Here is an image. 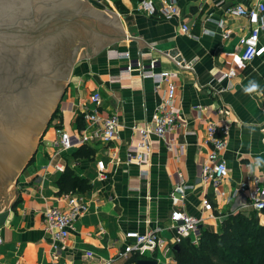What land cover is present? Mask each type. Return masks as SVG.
I'll return each instance as SVG.
<instances>
[{"label":"crops","instance_id":"obj_1","mask_svg":"<svg viewBox=\"0 0 264 264\" xmlns=\"http://www.w3.org/2000/svg\"><path fill=\"white\" fill-rule=\"evenodd\" d=\"M257 1L177 0L176 13L168 20L141 11L140 0H100L105 10L119 18L125 36L147 46L138 50L136 40L122 38L89 57L85 46L78 49L58 112L40 137L32 160L16 178L8 213L0 215V264H56L43 213L50 207L65 208L71 193L79 194L87 209L71 224L64 249L56 253L57 264H103L111 258L116 264H134L138 259L176 264L177 244L172 242L173 232L166 229L173 210L199 217L201 229L211 232L220 230L229 213L253 212L249 189L254 184L264 187V163L258 168L255 164L257 157L264 160V54L251 61L241 59L239 38L251 24L229 9L250 8ZM260 16L264 18V13ZM182 24L189 27L190 35L181 32ZM224 32L228 37H223ZM259 38L264 45V27ZM151 59H156L153 71L176 72L177 126L163 139H154L148 162L137 165L127 161L129 148L139 139L133 127L149 124L166 88L162 83L156 89L151 78L140 76V71H149ZM230 69L235 75L220 79ZM249 81H256L260 90L246 94ZM94 92L101 98L99 113L115 114L119 120L118 135L108 144L93 138L94 127L80 108L82 104L92 107L89 97ZM209 123L228 126L227 145L220 154L228 175L216 191L200 180L210 151ZM58 130L89 139L75 149L60 151L54 146ZM165 142L174 143V151L167 150ZM97 161L104 164V179L98 178ZM66 168L85 179L89 188L59 193L57 182ZM245 182L248 187L241 190ZM182 183L192 188L176 191ZM204 197L212 204L210 210L202 209ZM153 228L160 229L169 247L118 255L127 242H134L125 238L126 232ZM200 230L182 241L193 242Z\"/></svg>","mask_w":264,"mask_h":264},{"label":"water","instance_id":"obj_2","mask_svg":"<svg viewBox=\"0 0 264 264\" xmlns=\"http://www.w3.org/2000/svg\"><path fill=\"white\" fill-rule=\"evenodd\" d=\"M103 10L100 0H0V215L62 99L78 49L89 57L122 38L147 46Z\"/></svg>","mask_w":264,"mask_h":264},{"label":"built area","instance_id":"obj_3","mask_svg":"<svg viewBox=\"0 0 264 264\" xmlns=\"http://www.w3.org/2000/svg\"><path fill=\"white\" fill-rule=\"evenodd\" d=\"M87 1V0H86ZM177 0H140L139 9L149 15H159L165 19H171L176 13ZM229 13L237 17H246L251 27L247 34L239 38L241 45V59L251 61L255 57L264 54V45L260 44V31L264 27V18L260 16L264 13V0H258L255 5L247 8L242 5H235L229 9ZM181 32L190 35L189 27L185 24L181 25ZM223 37H228V33L224 32ZM126 54V53H125ZM136 65L142 67L141 60L135 61ZM156 59H151L149 63V71H140V76L151 78L156 89L160 88L162 83H166L164 95L155 106L151 115L149 124L143 126H135L134 130L138 132L139 139L134 147L129 148L128 162H134L137 165H142L148 162L152 153V143L154 139L158 141L163 139L166 133L177 126V113L174 105L176 85L175 71H160L155 72ZM177 67H181V63L175 60ZM128 66L126 71L130 70ZM235 75V71L222 73L220 79L230 78ZM101 98L98 92H94L89 97V103L92 105L88 108L86 104L80 105L84 119L93 128V138L108 144L118 135L119 120L115 114L102 116L99 113ZM228 130L227 125H218L209 123L206 128L207 142L210 145V151L202 165L201 183L204 186H212L217 190V186L222 179L228 175V167L225 161L220 157L221 152L226 148L227 140L225 133ZM58 137L54 142V146L58 150L67 151L86 143L88 137L86 135L71 134L65 130H58ZM264 141V137H263ZM165 147L169 151H174V143L165 142ZM133 153V154H132ZM97 175L99 179L105 178L104 164L102 161L96 162ZM62 170V167H57ZM256 181V178H253ZM248 184L241 183L240 189L244 190ZM192 188L191 185L182 183L176 188V191L183 193L185 190ZM250 207L253 212H264V187L257 184L249 189ZM203 210H210L212 204L204 197L201 201ZM87 209L86 203L79 194L71 193L67 195L65 208L50 207L43 213L44 228L53 238V259L57 264V252L65 247V243L69 234V230L73 221H75ZM201 219L197 216L188 214L183 210H173L169 217V224L166 229L173 232V244H180L181 241L188 237L191 233H197ZM159 228H153L145 233L138 231H129L125 233L127 240L133 239L134 242H127L124 250L118 255L124 257L129 253L136 252L142 254L144 250H155L169 247L168 240L160 236ZM198 237V236H197ZM198 239V238H197ZM197 239L192 243L196 244ZM91 256V253H86ZM103 264H116L115 259L111 258Z\"/></svg>","mask_w":264,"mask_h":264},{"label":"trees","instance_id":"obj_4","mask_svg":"<svg viewBox=\"0 0 264 264\" xmlns=\"http://www.w3.org/2000/svg\"><path fill=\"white\" fill-rule=\"evenodd\" d=\"M57 112L58 109L53 117ZM57 185L59 193L82 192L90 186L69 168ZM197 238L196 244L180 243L175 253L176 264H264V225L254 212L229 213L218 232L201 229Z\"/></svg>","mask_w":264,"mask_h":264},{"label":"clouds","instance_id":"obj_5","mask_svg":"<svg viewBox=\"0 0 264 264\" xmlns=\"http://www.w3.org/2000/svg\"><path fill=\"white\" fill-rule=\"evenodd\" d=\"M258 90H260V86L256 81H249L248 85L244 88V92L246 94H251V93L257 92ZM262 163H264V160L257 157L255 160L256 167L258 168Z\"/></svg>","mask_w":264,"mask_h":264},{"label":"rangeland","instance_id":"obj_6","mask_svg":"<svg viewBox=\"0 0 264 264\" xmlns=\"http://www.w3.org/2000/svg\"><path fill=\"white\" fill-rule=\"evenodd\" d=\"M69 78V77H68ZM68 80V79H67ZM67 80L65 81V83H64V91H65V89H66V84H67ZM60 103V102H59ZM60 105V104H59ZM57 109H59V106L57 107ZM56 111V110H55ZM55 114V113H54ZM53 114V115H54ZM52 121V120H51ZM50 121V122H51ZM40 143V138L37 136L36 138H35V148H36V146L38 145ZM16 181V180H15ZM15 181H14V183H15ZM13 189H14V186H13ZM13 192V191H12ZM12 194V193H11ZM11 194L10 195H8V200H9V197L11 196ZM256 215H258V217L264 222V216L263 215H261L260 213H257V212H254ZM261 221V222H262Z\"/></svg>","mask_w":264,"mask_h":264}]
</instances>
